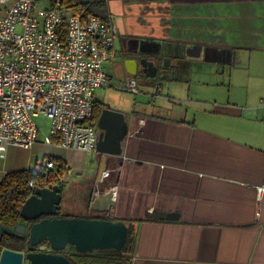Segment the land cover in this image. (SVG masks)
Instances as JSON below:
<instances>
[{"label":"crops","instance_id":"0c3cea01","mask_svg":"<svg viewBox=\"0 0 264 264\" xmlns=\"http://www.w3.org/2000/svg\"><path fill=\"white\" fill-rule=\"evenodd\" d=\"M104 1L119 31L104 70L109 80L134 76L149 86L151 107L133 111L141 132L124 139L121 154L107 155L111 173L77 216H98L91 203L112 188L103 216L128 223L132 264H264V0ZM130 39L143 41L146 54L158 44L153 53L166 61L154 76L128 49ZM42 138L9 147L0 181L49 156L65 161L64 183L85 170L84 150ZM100 153L89 162L95 178ZM149 211L177 218L148 220Z\"/></svg>","mask_w":264,"mask_h":264},{"label":"built area","instance_id":"2783aa9c","mask_svg":"<svg viewBox=\"0 0 264 264\" xmlns=\"http://www.w3.org/2000/svg\"><path fill=\"white\" fill-rule=\"evenodd\" d=\"M36 3L0 0V158L12 145L32 147L43 126L45 144L98 151L99 131L90 119L96 90L109 85L103 63L115 53L117 22L112 14L85 17L82 5L75 11L61 0L49 7ZM138 83L128 76L124 88L138 93ZM126 116L127 136L139 134L142 116ZM44 162L57 165L53 156ZM110 173L107 168L102 178ZM39 250L52 247L43 243Z\"/></svg>","mask_w":264,"mask_h":264},{"label":"water","instance_id":"95a60500","mask_svg":"<svg viewBox=\"0 0 264 264\" xmlns=\"http://www.w3.org/2000/svg\"><path fill=\"white\" fill-rule=\"evenodd\" d=\"M155 73L150 75L154 76ZM97 126L100 129L97 150L104 153L97 175V180L100 181L103 171L107 169V155L121 154L123 151L122 143L128 131L127 116L123 111L105 107L98 117ZM113 194L112 188L99 191L91 207L98 211H110L114 203ZM61 200V184L38 186L21 208V215L27 220H34L42 215H52L34 221L28 230L31 245L47 241L52 251L24 252L4 248L0 254V264H23L25 258L30 264H73L60 252L69 245L75 246L80 252L123 248L129 231V225L125 220L57 216L60 212ZM146 214L157 219L177 218V214L173 212L149 211ZM4 232L24 236L27 233V224L20 222L13 227L0 225V238Z\"/></svg>","mask_w":264,"mask_h":264},{"label":"trees","instance_id":"16d2710c","mask_svg":"<svg viewBox=\"0 0 264 264\" xmlns=\"http://www.w3.org/2000/svg\"><path fill=\"white\" fill-rule=\"evenodd\" d=\"M53 1L56 2L57 0ZM61 1L75 11H77L79 6L82 5V14L85 17L89 14H97L103 16L104 18L107 17L108 6L104 0ZM102 108L103 105L101 102L95 100L94 113L90 122L95 124L97 123ZM54 158L57 164L56 167H48L44 162V159L43 162L39 163L35 167L12 170L4 175L0 181V225L13 227L24 220L21 215V208L25 201L34 192L36 187L52 186L56 183H60L62 186V182H59V179L64 176L67 166L63 158ZM59 215L64 216L61 212ZM42 217L34 220L37 221ZM86 217L106 218L94 215H88ZM147 219L154 220L155 218L148 216ZM29 222H33V220H30ZM135 242V236L129 230L125 244L121 250L110 248L111 250L80 252L75 248V246L69 245L65 251L60 252L65 254L73 264H126L127 262H131L130 264H132V254L126 255L124 249L126 244H129L133 253ZM43 243L50 245L47 241L41 242L37 245H31L28 231L24 236L4 232L0 238V251L4 248L27 251L37 249L38 246Z\"/></svg>","mask_w":264,"mask_h":264},{"label":"rangeland","instance_id":"374dc122","mask_svg":"<svg viewBox=\"0 0 264 264\" xmlns=\"http://www.w3.org/2000/svg\"><path fill=\"white\" fill-rule=\"evenodd\" d=\"M44 1L37 0L36 6H45ZM157 11L162 12V6H159ZM124 84V79L120 78V76H115V78L109 80V85H105L101 88H98V90L96 91V95H98V99L100 100L101 104L109 106L119 111H123L125 114L133 113L134 110L139 111L151 107L148 98L150 94L149 92H151V88L149 86L139 81V92L135 93L125 89ZM163 92H165V89ZM97 128L99 131L98 126ZM46 133H48V127H41L40 136L43 137ZM100 154L101 153L97 151H85V155L88 162L85 170L82 172L74 171L72 174H70V176H67L66 182L62 183V200L60 204V212H62V214H65V212H69L71 213L69 214L70 216H77V214H80L79 212L83 211L85 208L86 210L88 209V205L91 200L90 196L93 193V190L97 183V178H95L96 176L93 175L94 170L92 169V167H90L89 162L92 159V155L99 156ZM99 184L98 185L101 188L102 183L100 182ZM85 215L88 216L90 214L85 213ZM65 250L66 248L62 251ZM103 250L111 249H101L96 251ZM124 252L126 255L132 254V249L129 247V244H126ZM130 263L131 262H127L126 264Z\"/></svg>","mask_w":264,"mask_h":264},{"label":"flooded vegetation","instance_id":"af4514ba","mask_svg":"<svg viewBox=\"0 0 264 264\" xmlns=\"http://www.w3.org/2000/svg\"><path fill=\"white\" fill-rule=\"evenodd\" d=\"M158 44H152L150 45V50L152 51L151 54H146V53H142L139 50L142 49L143 47L145 48V43L142 41H136L135 39H130V42L128 43V49L130 50L131 53L137 54L142 65L143 68H145L149 73H153L156 72V67H158V65H164L165 61H166V57H163L161 55L158 54H154L153 52H155L157 50V46ZM162 48H166V44L162 45ZM117 50H115L116 52ZM139 52V53H137ZM125 53H129L128 51H125ZM60 209V208H59ZM60 213V212H59ZM43 217L46 216H52V215H42ZM41 216V217H42ZM57 216H62V215H57ZM100 217H104L103 215H99ZM30 220L27 221V219L22 220V222H26L27 224V231L29 230L30 226L32 225V223L36 220H33V222H29ZM2 251V250H1ZM0 251V254H1ZM28 251H41L39 250V246L37 249H31V250H27L24 252H28ZM23 264H30V261L28 259H24V263Z\"/></svg>","mask_w":264,"mask_h":264}]
</instances>
